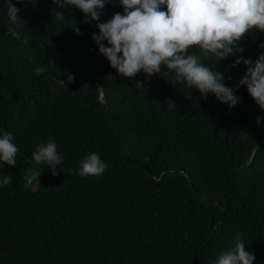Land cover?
Segmentation results:
<instances>
[{"label": "trees", "instance_id": "1", "mask_svg": "<svg viewBox=\"0 0 264 264\" xmlns=\"http://www.w3.org/2000/svg\"><path fill=\"white\" fill-rule=\"evenodd\" d=\"M11 2L15 24L0 0V134L18 153L0 169V264H214L237 237L264 264V111L239 86L247 66H233L264 54V32L221 62L191 49L235 89L230 108L166 67L119 75L92 39L123 14L119 0L99 22L53 0ZM49 137L62 157L55 176L32 159ZM93 152L107 168L81 176Z\"/></svg>", "mask_w": 264, "mask_h": 264}, {"label": "clouds", "instance_id": "2", "mask_svg": "<svg viewBox=\"0 0 264 264\" xmlns=\"http://www.w3.org/2000/svg\"><path fill=\"white\" fill-rule=\"evenodd\" d=\"M19 2L21 0H17ZM111 2L113 0H53L58 8L65 5L78 8L90 21L97 22L105 5ZM119 3L123 14L117 12L106 22L98 23L99 35H92L100 54L119 75L131 79L143 73L152 77L166 67L174 72L177 81L195 88L205 98L209 94L215 95L220 103L230 108L240 103L235 89L224 83L223 74L205 66L202 57L191 49L198 48L203 57L211 55L219 62L237 52L242 53L244 49L239 43L245 36L255 31L264 32V0H119ZM4 7L13 24L20 20V10L11 0H4ZM53 10L56 19H64L65 13ZM75 30L79 32V29ZM9 32L14 38H21L14 28ZM24 43L28 44V40ZM241 62L247 66V71L239 86L246 87L264 111V54L255 62L240 56L233 66ZM44 71L43 67L35 70L36 75ZM74 79L68 74L67 83L71 84ZM60 83L66 86L64 79ZM137 88H142L140 82H137ZM13 140L11 133L0 134V169L5 164L15 166L17 163L18 148ZM32 159L36 164H46L54 176L58 175L56 169L62 157L51 137L46 144L37 146ZM106 168L100 154L93 152L81 161L80 175L101 176ZM2 183L11 184L12 178L5 174ZM254 260V253L246 251L245 243L237 237L235 247L222 253L214 264H254Z\"/></svg>", "mask_w": 264, "mask_h": 264}]
</instances>
